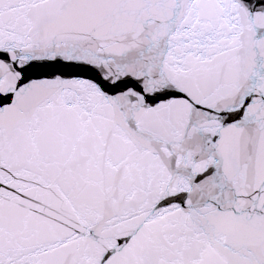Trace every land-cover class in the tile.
Returning <instances> with one entry per match:
<instances>
[{"label": "snow or ice", "instance_id": "obj_1", "mask_svg": "<svg viewBox=\"0 0 264 264\" xmlns=\"http://www.w3.org/2000/svg\"><path fill=\"white\" fill-rule=\"evenodd\" d=\"M0 264H264V0H0Z\"/></svg>", "mask_w": 264, "mask_h": 264}]
</instances>
